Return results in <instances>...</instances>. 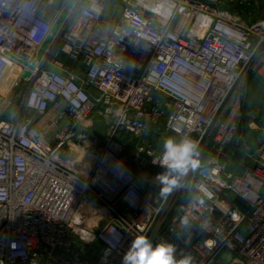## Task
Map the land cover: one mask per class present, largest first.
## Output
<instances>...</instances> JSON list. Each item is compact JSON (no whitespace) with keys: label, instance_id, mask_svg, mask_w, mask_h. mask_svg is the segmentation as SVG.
I'll return each mask as SVG.
<instances>
[{"label":"built area","instance_id":"built-area-1","mask_svg":"<svg viewBox=\"0 0 264 264\" xmlns=\"http://www.w3.org/2000/svg\"><path fill=\"white\" fill-rule=\"evenodd\" d=\"M54 1L0 0V80L16 68L27 82L16 115L0 119V264H121L139 235L194 264H264V142L228 161L235 126L225 117L246 75L264 85V17L160 0L168 11L133 3L113 23L103 18L111 0H66L52 15ZM96 104L120 107L106 140L89 129ZM152 126L197 144L199 166L166 200L163 147H138L150 162L143 184L113 139Z\"/></svg>","mask_w":264,"mask_h":264},{"label":"rangeland","instance_id":"rangeland-1","mask_svg":"<svg viewBox=\"0 0 264 264\" xmlns=\"http://www.w3.org/2000/svg\"><path fill=\"white\" fill-rule=\"evenodd\" d=\"M65 2L66 0H55L51 9H48L49 14H56ZM216 2H218L224 12L231 15L253 14L254 16L264 17V0H217ZM133 3L142 5L138 0H111L103 12V18L114 23L118 20L122 9L126 5H131ZM66 58V56L62 57L67 66L79 72H83V67L79 62ZM6 72V76L4 74L5 78L0 82V119L12 120L23 99L27 82L23 79H17L19 69L10 68ZM14 79H17V85L13 83ZM250 79V75H246L241 80L233 96H231L229 104L227 105V111L225 112V117L230 112L231 122L235 126L233 138L226 148V150H228L227 160L232 162H236L240 159H247L250 155L255 153L260 143L264 142V125L260 123L256 116H253L252 112H247L249 100L248 84ZM155 95L160 99L162 104H168V99L160 94ZM236 97L239 99L237 106H235ZM119 110L120 107L96 104L89 113L91 121L89 127L90 131L98 135L100 140H106L114 130L115 120ZM50 112L49 110L45 113L46 118L52 115V112ZM27 114L29 118L36 117V115L32 113ZM246 115H248V118H245ZM163 138L162 126H152L138 137L126 131H122L113 136L114 141H119L124 145L121 157L126 161L127 166L135 163L138 181L143 184L148 183L146 172H148L150 168V162L145 156L139 153L138 147L140 145H148L158 151L162 146Z\"/></svg>","mask_w":264,"mask_h":264},{"label":"clouds","instance_id":"clouds-1","mask_svg":"<svg viewBox=\"0 0 264 264\" xmlns=\"http://www.w3.org/2000/svg\"><path fill=\"white\" fill-rule=\"evenodd\" d=\"M163 153L161 167L165 171L156 176L160 185L159 197L166 200L174 190L179 188L178 178L186 175L190 169H196L199 161L197 144L185 137L177 141L174 137H166L162 141ZM180 223L187 228L190 224L187 216L181 217ZM11 247H16L12 242ZM174 244L161 242L155 246L146 235L136 236L122 257L121 264H194L191 254L177 258Z\"/></svg>","mask_w":264,"mask_h":264},{"label":"water","instance_id":"water-1","mask_svg":"<svg viewBox=\"0 0 264 264\" xmlns=\"http://www.w3.org/2000/svg\"><path fill=\"white\" fill-rule=\"evenodd\" d=\"M74 0H69L68 6L73 3ZM66 10H62L52 27V34H55L60 27L63 19L66 16ZM51 40L49 36L43 47H46L47 43ZM249 88V100L247 111L255 110L259 121L264 124V85H262L257 79L251 78L248 84Z\"/></svg>","mask_w":264,"mask_h":264},{"label":"bare ground","instance_id":"bare-ground-1","mask_svg":"<svg viewBox=\"0 0 264 264\" xmlns=\"http://www.w3.org/2000/svg\"><path fill=\"white\" fill-rule=\"evenodd\" d=\"M138 1H140L141 4H142L143 6L148 7V8L151 7V8L154 9L155 11H159V10H161V11H163V12H166V10L168 11V9L165 8L164 5H160V4H159V1H160V0H138ZM160 6H162V8H161ZM7 69H8V68H7ZM6 71H7V70H6ZM5 73L7 74V72H5ZM6 74H5V76H6ZM5 76L2 77L1 80L4 79ZM1 80H0V82H1Z\"/></svg>","mask_w":264,"mask_h":264},{"label":"crops","instance_id":"crops-1","mask_svg":"<svg viewBox=\"0 0 264 264\" xmlns=\"http://www.w3.org/2000/svg\"><path fill=\"white\" fill-rule=\"evenodd\" d=\"M120 13H121V12H120ZM45 16H46V17H49V18L51 17V16H50L49 14H47V13L45 14ZM119 17H120V16H119ZM118 19H119V18H118ZM105 21H109V20L105 19ZM79 73H80L81 75L83 74V72H79ZM50 113H51V112H50ZM26 116H28V114H27ZM28 118H29V117H28Z\"/></svg>","mask_w":264,"mask_h":264}]
</instances>
